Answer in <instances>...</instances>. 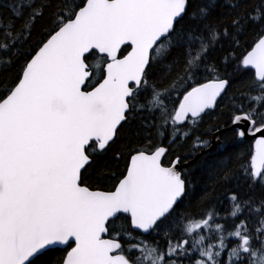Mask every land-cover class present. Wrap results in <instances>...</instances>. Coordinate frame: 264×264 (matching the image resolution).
<instances>
[{"label": "snow or ice", "instance_id": "snow-or-ice-1", "mask_svg": "<svg viewBox=\"0 0 264 264\" xmlns=\"http://www.w3.org/2000/svg\"><path fill=\"white\" fill-rule=\"evenodd\" d=\"M0 264H264V0L0 3Z\"/></svg>", "mask_w": 264, "mask_h": 264}, {"label": "trees", "instance_id": "trees-1", "mask_svg": "<svg viewBox=\"0 0 264 264\" xmlns=\"http://www.w3.org/2000/svg\"><path fill=\"white\" fill-rule=\"evenodd\" d=\"M4 2V0H0V3H3Z\"/></svg>", "mask_w": 264, "mask_h": 264}]
</instances>
